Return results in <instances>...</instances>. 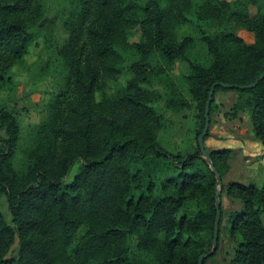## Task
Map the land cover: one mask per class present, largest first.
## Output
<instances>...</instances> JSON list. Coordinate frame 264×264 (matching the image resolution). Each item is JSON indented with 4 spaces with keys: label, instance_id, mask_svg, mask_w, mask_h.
Listing matches in <instances>:
<instances>
[{
    "label": "trees",
    "instance_id": "1",
    "mask_svg": "<svg viewBox=\"0 0 264 264\" xmlns=\"http://www.w3.org/2000/svg\"><path fill=\"white\" fill-rule=\"evenodd\" d=\"M73 5L64 22L67 41L57 49L65 66L64 89L48 103L21 173L13 166L20 126L13 109L0 106V200L6 199L12 222L8 225L0 211V264H198L212 249L216 221V179L197 145L214 84L234 88H215L210 120L215 95L232 92L236 98L228 116L247 114L255 140L264 146V78L253 89H239L264 70V13H249L259 0L165 5L74 0ZM202 21L219 31L210 34ZM187 23L197 35L179 40L176 31ZM52 26L42 0H0V94L14 88L12 68L40 38L49 42ZM135 29L141 32L137 43L130 42ZM242 30L252 35L251 43L238 36ZM196 47L204 51L203 61L192 59ZM128 50L140 55L131 66L134 77L116 95L96 100L107 81L122 74V52ZM154 56L166 69L150 68ZM177 64L186 96L170 89L164 106L192 109L196 129L195 146L172 153L157 142L164 125L157 108L161 95L143 87ZM205 150L223 180L230 151ZM222 184L221 192L241 204L226 218L228 236L242 239L229 264H264V181ZM222 221L220 203L219 231Z\"/></svg>",
    "mask_w": 264,
    "mask_h": 264
},
{
    "label": "rangeland",
    "instance_id": "2",
    "mask_svg": "<svg viewBox=\"0 0 264 264\" xmlns=\"http://www.w3.org/2000/svg\"><path fill=\"white\" fill-rule=\"evenodd\" d=\"M132 1L143 5L146 0ZM166 1L167 0H160L162 5H165ZM73 2L74 0H42L44 17L53 23L52 37L49 42L45 43L43 42V38H40L35 42V45H32L28 49L24 59L11 70L14 88L0 94V106L13 109L15 118L20 126V138L13 161V166L18 173L24 171L27 153L34 145L36 128L47 117L48 103L64 89L65 66L63 60L58 56L57 49L62 47L67 41L68 34L64 28V22L68 19L70 12L74 8ZM258 9L261 13H264V0H259L258 8L250 7V15L256 16L258 14ZM200 25L210 34L219 31L206 21L200 22ZM176 34L177 38L181 40L182 37L187 35H197V29L192 24L187 23L177 29ZM140 36L141 32L139 29L133 30L130 42H139L141 39ZM238 36L246 43H251L253 41L252 35L243 30L238 31ZM122 55L124 57L122 74L117 79L108 80L105 91L97 93L96 100H101L103 96L116 95L126 86L127 82L134 77V71L131 66L140 60V55L134 50L123 51ZM191 57L195 61H203L205 59V53L201 48L196 47L191 51ZM150 68L155 72L160 68L166 69V66L159 56H154L150 60ZM182 71V66L177 64L173 71L167 73V76L160 73L159 76L150 78L149 84L143 87L148 91L161 95L162 99L158 103L157 108L164 117V125L158 133L157 142L169 151H172L175 145L178 146L181 143L183 144L178 146V149H182L184 146L189 148L191 144L193 147L195 146L194 134L191 139H189L193 123L196 124V122H194L193 110L189 109L182 112H175L168 110L164 106V101L170 96V89L179 91L183 96H186L187 87L182 77ZM226 94L234 95L232 92ZM226 94L218 92L215 95L216 105L214 106V110H218V104L220 105V109H222L224 105L228 106V102L221 98L222 95ZM241 124L242 129L246 130L248 134L250 125L246 117L242 118ZM220 126L226 127L227 125L225 122H221ZM232 156V159L240 158L238 153L232 154ZM76 168L77 166L74 167L69 177L70 179L74 175ZM263 181L264 170L260 171V168L258 165L256 166L255 163L249 168H245V170L239 172L233 170L223 179L225 185L231 182H238L246 185L250 183L262 184ZM219 201L223 210V221L220 223L218 249L216 255L208 259L205 264H229L237 245L242 240L239 237L231 238L228 236L229 226L226 222L227 214L239 210L241 204L234 199L228 198L226 194L222 192H220ZM0 211L6 223L11 226V216L4 197L0 200ZM84 232L85 227L79 229L69 249L70 253ZM134 244L135 239L130 238L132 249H134ZM15 247L16 245L12 247L8 256L14 253Z\"/></svg>",
    "mask_w": 264,
    "mask_h": 264
},
{
    "label": "crops",
    "instance_id": "3",
    "mask_svg": "<svg viewBox=\"0 0 264 264\" xmlns=\"http://www.w3.org/2000/svg\"><path fill=\"white\" fill-rule=\"evenodd\" d=\"M223 93L226 94L228 92H223ZM234 95H227V94L222 95L221 98L228 102L227 103L228 106L224 105V107L220 109V105L218 104V110L216 109L211 115L210 125L208 129V137L204 141V147L209 151L222 150V149H227L230 151V158L228 161L229 168L226 174L223 176V179L226 177V175H229V173L232 172L233 170L238 172L245 170V168H249L251 165H253V163H255L256 166L258 165L260 171L264 170V159L260 158L264 155V146L260 142L255 140L254 135L252 133L251 122L248 115L238 114L235 118H231L228 116L230 109L233 107L235 103L236 95L235 96ZM182 111L185 110H181L178 112H182ZM243 117L247 118L248 124L250 125L248 134L246 133L247 131L243 130L241 127L242 126L241 120ZM221 122H225L227 126L226 127L220 126ZM195 129H196V124L193 123V127L189 135L190 136L189 139H191V137L195 133ZM182 144L183 143H181L180 145ZM178 146L175 145L172 151L167 150L165 147L164 148L172 153L179 152L184 148H186V146H184L182 149H178ZM189 147H192V144L189 145ZM237 153L240 158L232 159L233 158L232 154H237ZM254 184L260 185L258 183H254Z\"/></svg>",
    "mask_w": 264,
    "mask_h": 264
},
{
    "label": "water",
    "instance_id": "4",
    "mask_svg": "<svg viewBox=\"0 0 264 264\" xmlns=\"http://www.w3.org/2000/svg\"><path fill=\"white\" fill-rule=\"evenodd\" d=\"M264 78V70L261 73V75L258 77V79L250 85L247 86H243V87H239L240 90H247V89H253L256 87V85ZM219 86L223 89H233L234 86L232 85H228V84H223V83H219V84H214L210 91L208 92L207 95V99L205 102V106H204V114H203V119H204V126L203 129L200 133V135L197 137V145L200 151V157L209 165V168L211 170V172L213 173V175L215 176L216 179V190H215V194H214V200H215V210H216V221L214 224V231H213V246L212 249L209 253L201 255L198 259V264H203L204 260L207 259L208 257L212 256L216 250H217V243H218V232H219V222H220V202H219V195L221 192V188L223 186L222 184V180L221 177L219 175V173L216 171V169L214 168L211 160H210V156L208 154V152L205 150L204 147V137L206 136V134L208 133V129H209V122H210V118H209V110H210V105L212 103L213 100V96H214V90L215 88Z\"/></svg>",
    "mask_w": 264,
    "mask_h": 264
}]
</instances>
